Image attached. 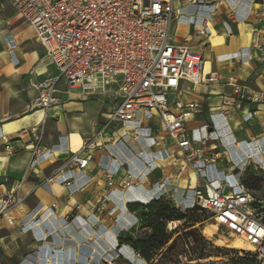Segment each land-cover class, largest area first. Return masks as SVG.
I'll use <instances>...</instances> for the list:
<instances>
[{"label": "crops", "instance_id": "0c3cea01", "mask_svg": "<svg viewBox=\"0 0 264 264\" xmlns=\"http://www.w3.org/2000/svg\"><path fill=\"white\" fill-rule=\"evenodd\" d=\"M8 1L0 0V199L8 192L23 202L0 216V264H117L120 245L141 236L140 217L130 205L152 202L156 185L164 179L163 167L146 174L144 170L159 139L153 128L159 127L163 135L160 121L156 117L113 125L102 132L116 103L113 93L90 94L64 83L58 86L59 105L47 113L28 112L27 106L37 97L34 86L57 77L59 71L35 41L32 28L12 7V0L14 13L7 12ZM181 5L187 6L186 1ZM230 6L234 18L228 16L227 5L216 15L228 19L233 34L220 23L221 18L213 19L210 38L198 36L196 26L177 21L171 31L176 44L203 56L206 74L217 73L221 79L216 85L184 83V101L202 107L188 128L199 137L207 127L217 150L224 152L222 161L202 173L208 183L229 181L232 170L245 163L261 164L264 170V0H243L241 5L236 1ZM193 12L186 8L188 15ZM227 76L259 94L263 103H239L226 86ZM11 124H16L15 130L6 133L5 126ZM35 127H43L41 146L49 152L39 158L35 169H29L32 145H27L31 139L23 131ZM99 133L108 134L111 141L96 151L86 170L72 168L68 160ZM161 155L156 161L164 162ZM106 170L118 172L113 188L104 176ZM170 170H174L171 165ZM127 173L142 179L139 187L122 189ZM194 178L186 170L170 185L187 190L201 184ZM117 187L120 191L114 190ZM173 193L170 199L180 206L181 196Z\"/></svg>", "mask_w": 264, "mask_h": 264}, {"label": "built area", "instance_id": "2783aa9c", "mask_svg": "<svg viewBox=\"0 0 264 264\" xmlns=\"http://www.w3.org/2000/svg\"><path fill=\"white\" fill-rule=\"evenodd\" d=\"M183 1L187 6L181 5ZM230 2L12 0V7L32 28L35 41L45 49L47 57L59 71L57 77L34 86L37 97L27 106V111L42 110L47 113L50 108L59 105L58 86L64 83L70 89H81L90 94L102 92L108 96L113 93L116 103L106 118L102 132L110 130L113 125L151 121L157 117L161 133L176 149L178 157L171 163L174 170L162 168L164 179L156 185L153 201L170 199L171 192L174 196L180 195L179 208L186 211L198 207L208 213L218 227L253 246L259 261L264 263V210L258 206L260 202L253 192L243 185L242 169L232 170L233 185H228L229 181L208 183L202 173L205 168L222 161L224 152L217 150L207 127L203 128L199 137L196 130L188 128V123L194 120L202 107L184 101V83L216 85L221 79L217 73L206 74L203 56L187 45L176 44L171 34L172 25L177 21L196 26L200 37L208 36L207 23L213 21L220 7L227 5L231 9L228 16L235 17ZM186 8L193 9V15H188ZM13 61H17L14 55ZM226 86L231 88L233 97L239 103H263L259 94L234 76L226 77ZM223 104L230 105L228 102ZM257 114L253 113L254 116ZM23 135L31 139L27 143L32 145L33 152L29 169H35L39 158L49 152L41 146L43 127L24 130ZM110 141L108 134L99 133L98 137L87 141L68 160V164L74 169L86 170L96 151ZM161 157L160 153L156 159ZM158 167L155 165L154 170ZM255 168L263 170L261 164ZM186 170L191 171L195 180L199 179L204 186L198 184L186 190L170 185L173 179L178 181ZM117 173L104 171L111 188L116 186ZM141 181L139 176L127 173L121 187H139ZM114 190L120 191L118 187ZM22 202L23 198L5 193L0 199V216ZM9 222L13 225V220ZM181 225V222H171L168 230H176ZM124 250L138 255L126 245L119 248L120 255L125 256Z\"/></svg>", "mask_w": 264, "mask_h": 264}, {"label": "trees", "instance_id": "16d2710c", "mask_svg": "<svg viewBox=\"0 0 264 264\" xmlns=\"http://www.w3.org/2000/svg\"><path fill=\"white\" fill-rule=\"evenodd\" d=\"M130 210L139 215L141 229H149L150 234L146 235L145 238L140 236L137 240L130 241L129 244L122 243L121 245L131 247L148 264H154L155 259H157L156 264H228L224 261L203 263L211 257H225V254L222 249L216 248L204 237H201L199 241L193 239L197 231L194 228L199 222L193 221L194 226L187 229L190 230L189 232H185L186 230L180 232V229L188 224L187 215L194 209L183 211L174 204L173 200L162 198L147 205H130ZM171 222H181L182 225L176 230L169 231L168 225ZM178 234L181 235L176 237ZM190 239L194 240L193 243L197 244V248L193 246ZM179 243L187 249L186 255L189 257L186 263H182L178 259L170 261V255ZM252 256L251 254H244V258L231 259L230 264H258L257 261L250 262V260H256Z\"/></svg>", "mask_w": 264, "mask_h": 264}, {"label": "rangeland", "instance_id": "374dc122", "mask_svg": "<svg viewBox=\"0 0 264 264\" xmlns=\"http://www.w3.org/2000/svg\"><path fill=\"white\" fill-rule=\"evenodd\" d=\"M236 1H239L240 5L243 2V0H231L230 3L233 6H235ZM245 10L246 9H244V11ZM244 11L242 12V14L245 13ZM7 12L8 13H14L13 8L10 6V0L7 3ZM187 12H191V11H187ZM245 16H246V14H245ZM221 17H223V15L217 14V15H214L213 19L221 18ZM221 20L222 21L220 23L222 24V22H223L226 25L228 33L233 34V28H232V26H230L231 25L230 22L227 21L228 19L227 18H221ZM179 38L181 39V37H179ZM191 38H192V36H191ZM191 43H192V41H191ZM87 93H89V92H87ZM153 130H154L155 135L159 136V139L156 140V144L154 145V148H153L154 154L151 156V160H148L147 164L144 165V170H146L145 174L148 173L150 170H154L155 165H157V167L158 166L163 167L165 170H169L170 165L174 161V158H175V155L173 154L174 149L171 146V144L165 140V137L163 135H160V128L155 127V128H153ZM263 138L264 137H262V141L264 142ZM160 153H162L164 155V162L156 161V158H157V156H159ZM240 168L243 171L242 172L243 173L242 174L243 185L245 186V188L247 190L253 192L257 201L260 202L258 204V206L264 208V170H260L259 168L256 169L254 167V165L248 164V163L241 164ZM235 169H237V168H235ZM234 183H235L234 177L231 176L229 183H227V184L233 185ZM187 221H188V224L186 226H184L183 228H181L180 232L185 231V230H186L185 232H189L190 230H187V229L194 226L193 221H197L199 223L194 228L197 231H196L193 239L199 241L201 239V237H204L207 241H209L211 244H213L216 248H220L224 251L225 257H218V258L217 257H211L208 261H203V263L204 262H210V261H213V262L224 261V262L230 264L231 259H238V257L244 258V254H251V255H253L252 257H254V259H256V260H250V262L251 261H257L258 264H264L263 262L259 261L257 251H247V250H241L240 251V250H236V249L228 247V245L231 244V242L233 241L234 238L232 237V234L230 232H228L226 229H224L222 227H218L219 233H218V237L216 239L215 238H207V236L203 235L204 233L202 231L204 230L205 227H208L211 225H217V224L215 223V221H213L211 219V217L208 213L202 211L198 207H196L194 209V211H191L187 215ZM2 233H5V230ZM149 234H150L149 229L144 228V229H142L140 235H141V238H145L146 235H149ZM179 235H181V234L176 235V237ZM176 237H174V238H176ZM193 239H190V241L192 243L194 241ZM217 239H222V240L227 241V246H221L220 247V245L217 243ZM121 246L122 245H120V247ZM193 246L197 248V244L193 243ZM119 248H118V255H117L118 258H117L116 263L117 264H134L133 262L128 260L125 256L120 255ZM186 253H187V249L185 248V246H183V244L179 243L177 248L175 249V251L173 253H171L170 261L178 259L182 263H186L188 260V257H189L186 255ZM136 256L138 257V259H142L141 255H136ZM155 260L157 262V259H155ZM156 262L154 264H156Z\"/></svg>", "mask_w": 264, "mask_h": 264}, {"label": "bare ground", "instance_id": "6f19581e", "mask_svg": "<svg viewBox=\"0 0 264 264\" xmlns=\"http://www.w3.org/2000/svg\"><path fill=\"white\" fill-rule=\"evenodd\" d=\"M212 24L211 21H208L207 23V27L209 29V36L208 38H210L212 36V31L210 29V25ZM131 123H134V122H130L128 124H131ZM127 124V125H128ZM16 128V124H11V125H7L5 126V132L6 133H10L12 131H14ZM142 135V134H141ZM144 136V135H142ZM139 137V136H138ZM140 139V138H139ZM259 155V154H258ZM256 156V155H255ZM263 160V159H262ZM264 165V163H263ZM195 180V178L193 179ZM205 235L207 236V238H217L218 237V226L217 225H211V226H208V227H205L204 230L202 231ZM221 236V235H220ZM231 237V236H230ZM232 237L234 238L233 241L231 242L230 245H228V247L230 248H233V249H236V250H247V251H255L256 249L251 246L250 244H248L247 242H245L241 237L237 236V235H234L232 234ZM222 238V237H221ZM227 240V239H226ZM217 243L221 246H227V241L225 240H222V239H217ZM218 246V245H217ZM229 248V249H230ZM126 250H124L123 254L126 256V258L128 260H131L132 262H134L135 264H140L139 263V260L137 257H135V255L132 253V252H125Z\"/></svg>", "mask_w": 264, "mask_h": 264}, {"label": "water", "instance_id": "95a60500", "mask_svg": "<svg viewBox=\"0 0 264 264\" xmlns=\"http://www.w3.org/2000/svg\"><path fill=\"white\" fill-rule=\"evenodd\" d=\"M140 261H141V263L146 264V262L144 260L140 259Z\"/></svg>", "mask_w": 264, "mask_h": 264}]
</instances>
